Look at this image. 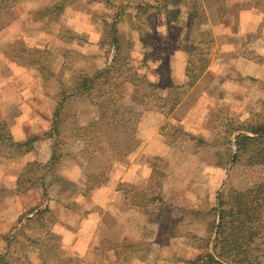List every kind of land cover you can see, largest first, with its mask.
<instances>
[{
  "label": "crops",
  "instance_id": "0c3cea01",
  "mask_svg": "<svg viewBox=\"0 0 264 264\" xmlns=\"http://www.w3.org/2000/svg\"><path fill=\"white\" fill-rule=\"evenodd\" d=\"M24 4L27 7L25 16L63 4L60 13L45 16V37L48 36L51 41L50 44L45 42V45L49 46L46 53L57 57L58 67L53 71L54 74L51 75L50 72L48 76L56 79L59 89L48 93L45 91V111L42 110L41 113L45 115V133L37 134V138L38 135L42 137L34 142L31 150L25 151L36 153L34 160L26 164L45 165L54 154H58L60 158L52 172L44 176L45 194L42 188L36 190L33 187L27 192L5 197L0 204V210L4 208L1 216L5 218L1 222L10 226L0 229V257L4 259L7 253L10 240L7 236L12 237L17 231L18 234L23 231L27 238L34 241H38L39 237V240L45 242L52 239L57 241L61 248L68 249V256L72 258L73 264H127L128 258L137 256L138 252L130 251L127 255L122 253L120 248L127 240H123L124 243L114 240L104 223L86 216L89 209L92 211L98 204H101L102 214L111 215L109 208L117 191L121 190L118 186L130 183L129 179L122 177V180H118V172L117 177L114 174L118 169L123 170L124 162H115L113 169L107 173V183L88 194L85 188L86 180L81 177L82 166L90 163L85 164L86 160H80V157L73 158L69 154L61 153L55 145L62 122L73 129L72 137L78 141L76 126L89 123L96 114L93 104L100 103L109 91L113 92L115 89V94H122L118 96L117 102L140 114L136 129L140 145L128 157L127 162L134 161L133 164L136 165L144 156L151 159L160 156L163 160L161 170L169 172L175 164L172 161L179 144L184 145L181 146L183 151L191 149L187 141H169L170 133L166 131L167 124L178 129L180 125L174 122L173 118L183 108L187 109L188 105L193 104L190 107L192 111L199 101L211 98L217 91H221L219 103H222L224 90L244 85L260 89L258 92L261 95L253 106H246L248 115L245 120L250 118L251 114L259 113V108L264 105V2L29 0ZM177 31L179 33L175 35L174 32ZM110 39L117 43V51L114 46L108 44ZM200 48L202 52L196 54ZM206 48L211 50L205 51ZM203 58H209V62H203ZM119 61H123L126 70L116 71L115 77L111 78L109 74L113 73ZM79 72H85L90 78L86 95L72 93L75 91ZM48 76H45V80ZM64 89L68 90V97L57 111L59 97ZM229 100L228 118L242 120L236 114V100ZM171 108L174 109L170 113ZM29 111L21 113L16 119L23 121L16 126L21 134V137L17 138L19 140H23L26 135L36 134L37 128L43 127H34L36 112ZM37 117L42 120L38 115ZM11 134L16 137V131L12 130ZM162 135L164 136L161 137ZM108 146L107 143L99 145L97 154L105 151L104 148ZM141 154L144 155L139 158ZM113 156H116V153H113ZM114 161L117 160L114 158ZM22 168L17 172L16 179L22 174ZM157 168V165H153L152 169L147 168L145 172L151 170L155 173ZM190 170L194 172L197 169ZM106 185L108 193L105 200H97L95 196L103 193ZM183 185L185 184L180 181L164 179L162 200L153 206L169 202L168 186L177 190ZM29 209L34 212L27 213ZM44 209H47V212L44 213ZM181 209L179 208L180 211ZM175 210L170 208L167 211L171 221L163 228L164 231L187 232L190 226L180 228L179 223L173 221L170 211ZM43 214L45 223H41V220L38 222L37 219H42ZM183 218L186 219L187 215ZM27 227L29 229L26 231ZM35 232H38V235L34 234ZM176 238L174 236L173 239ZM171 239H168L169 243ZM153 240L161 244L159 248L165 246L163 238L157 236ZM137 248H140V245ZM30 253L35 254L33 251ZM164 253L165 251H162L159 257L149 255L154 256L159 264L189 263L177 255L174 262L169 257L171 252L168 255H163ZM26 254L28 256L29 253Z\"/></svg>",
  "mask_w": 264,
  "mask_h": 264
},
{
  "label": "rangeland",
  "instance_id": "374dc122",
  "mask_svg": "<svg viewBox=\"0 0 264 264\" xmlns=\"http://www.w3.org/2000/svg\"><path fill=\"white\" fill-rule=\"evenodd\" d=\"M26 1L29 0L20 1L10 11L0 16V121L8 125V132L12 139L16 142L21 141L20 143L25 138H35L37 134L45 133V115L41 114L43 113L42 110L45 111V91L48 93L59 89L56 79L48 76L50 72L51 75L54 74L53 71L57 70L58 67L56 66L57 57L48 55L49 52L46 53L51 41L48 36L45 37V18L35 15L44 9L25 16L27 7L24 3ZM256 2L261 4L264 0H256ZM41 32L43 33L41 34ZM174 33L176 35L179 32ZM45 42L48 44L45 45ZM209 49L211 50V48H206L205 51ZM199 51L202 52V49H198L196 54ZM205 61L208 63L209 58H203V62ZM122 62L119 61L113 73L109 74L111 78L115 77L116 71L123 72L124 69L126 70V66ZM45 74L48 76L47 80H45ZM259 90L249 88L247 85L230 87V89L223 91L224 100L222 103H219L221 91H217L212 94L211 98H206L203 102L199 101L194 110H190L191 105H193L191 104L188 105L187 109L183 108L178 112L173 118V121L180 125L178 129L171 127L170 124L166 126V131L170 133L169 141L174 139L175 143L187 141L191 149L183 151L181 146L184 145L179 144L175 154L177 159L174 156L172 161L175 163L171 167V170L174 169L170 170L172 173L161 170L163 160L160 156L151 159L147 156L142 157L144 154L140 155L139 158H142L136 165L133 164L134 161L127 162L125 160L123 161V170L115 171V177H117L118 172V180L121 177L122 179H129L130 183L127 185L134 186L137 190L146 189L152 180L163 183L164 179L165 181L170 179L172 182L180 181L185 184L177 190L168 186L169 202L151 205L146 212L130 207L133 199H127L122 190L117 191L115 200L109 208L111 215L102 214L101 204L94 206L92 211L89 209L90 211L86 216L96 222L104 223L110 237L121 243L125 242L123 240H127L125 246L120 248L122 253L127 255V252L130 251L138 252L137 256L128 258L127 264H159L154 256L159 257L162 251H165L163 255H168L171 252L169 257L174 262L176 260L175 255H177L190 264V261H196L212 251V240L220 222V209L218 207L220 197L231 203L235 194L252 193L256 185L264 179V154H248L240 161L235 162L237 153L235 136L238 133H234V130L238 127H246L248 130L251 127H256L259 128V131L262 129L260 127L264 123V105L259 108V113L251 114V117L245 120L248 115L245 110L246 106H253L261 98ZM113 92L112 100L120 105V102L117 101H119L118 96L122 94L118 93L119 95H117V93L115 94L116 91ZM231 98L236 100V114L242 120L228 118L227 110L230 108L228 101ZM29 110L36 112L34 127H43L37 128L36 134L26 135L23 140H19L17 138L21 137V134L16 126L23 121L16 119L21 113H29ZM12 130L16 131V137L11 134ZM59 133L55 138L58 151L60 150L65 155L69 154L73 158L80 157L82 158L80 160H83L84 158L80 154L82 144L72 137L73 129L69 125H63L62 122ZM41 137L38 135V138ZM107 145L109 146L104 148L105 151H101L100 154L96 153L92 163L85 162V164L90 163V165L82 166V180H86L87 175L100 172L101 170H97L98 165H103L107 173L113 169L118 160L117 156H113V153H116L113 147H110V143ZM33 146L34 143L30 144L28 148L21 149L19 144H15L10 149L6 147L0 149V204L4 201V195L7 194V191L15 188L16 176L20 167L22 168L26 163L34 160L35 151L25 152L31 150ZM262 147L264 151V144ZM114 158L117 161H114ZM153 165L159 167L156 171L154 170L155 173L151 170L145 172L147 168L152 169ZM190 168L197 170L193 172ZM32 174L33 178L30 179L38 180L41 170L34 169ZM44 187L45 185L34 186L36 190L42 188L45 194ZM106 189L107 185L104 187L103 193H98L95 198L100 201L105 200L108 193ZM170 208L176 209L170 211V215L176 224L179 223L180 228L190 226L187 232L184 230L178 232L164 231L163 228L168 226V222L171 221L167 213ZM179 208H182V211ZM3 209L0 210V222L5 220L1 216ZM75 210L80 212L78 209ZM228 211L234 214L237 209L228 207ZM31 212L34 211L29 209L27 213ZM184 215H187L186 219L183 218ZM41 217L42 219H37L38 222L41 220V223H45V214ZM243 217L249 222L264 227V216L258 204H254L245 211ZM167 218L169 221L166 222ZM3 221L2 224L0 223V229L5 226L6 229L10 227ZM28 225L32 226L30 223ZM28 229L29 227L26 228V231ZM18 233L19 231L12 237L7 236L10 240L7 253L3 259L6 264H26L28 261L31 264H41L37 252H35L37 250L36 243L41 251H45V244L53 243L60 251L62 250L68 255V249L61 248L58 242L53 241V239L45 242V240H39L41 239L39 237L37 238L38 241H34L27 238L23 231ZM34 234L38 235V232ZM157 236L163 238L164 247L159 248L160 243L154 242L153 239ZM174 236L177 238L173 239ZM166 238L169 240L172 238L170 243ZM1 242L2 238L0 237V250ZM139 245L140 248H137ZM32 251L35 252L34 255L30 253ZM26 252L31 256L29 257V254L27 256ZM0 264L3 263L0 262Z\"/></svg>",
  "mask_w": 264,
  "mask_h": 264
},
{
  "label": "trees",
  "instance_id": "16d2710c",
  "mask_svg": "<svg viewBox=\"0 0 264 264\" xmlns=\"http://www.w3.org/2000/svg\"><path fill=\"white\" fill-rule=\"evenodd\" d=\"M22 0H0V16L10 11L17 3ZM63 4L54 5L51 8L44 9L35 15L45 16L52 13H60ZM108 44L118 50L115 40L110 39ZM90 78L85 72L77 74V83L75 92L88 93ZM112 91L100 103L94 105L95 117L85 125H77V142L82 144L80 154L86 162H93L94 156L98 152V147L102 143H110L116 152L117 160L123 162L133 154L140 141L136 136L137 125L140 121V114L131 108L115 103L112 98ZM68 97V90L64 89L57 107L60 110L64 100ZM175 106V105H174ZM173 107V106H172ZM174 108H171V113ZM264 119V117H263ZM259 128L251 127L248 130L246 127H238L234 133L235 146L237 148L235 162L240 161L245 155L257 154L262 155V145L264 144V123ZM35 138H25L22 143L12 139L8 132V125L0 121V149L6 147L12 148L15 144H19L21 148H28L30 144L37 142ZM60 158L58 154L49 160L45 165L39 163H29L22 169L20 175L15 181V188L7 191L4 198L11 195H18L27 192L34 186L44 185V176L52 172L57 160ZM34 169L41 170V175L38 180H31ZM97 170L86 176V192L91 193L97 188L105 185L108 181L106 169L103 165H98ZM119 189L126 193L127 199H133L130 204L143 212L148 210V207L161 201L162 182L152 180L146 189L137 190L136 187L127 184H120ZM134 190H137L134 192ZM1 200V199H0ZM254 204H258L264 216V179L260 181L252 193L235 194L231 203L223 197L219 199L220 222L216 227V233L212 240L211 252L203 255L196 261H191L190 264H264V227L247 221L243 214ZM228 207L237 209L233 214L228 211ZM241 211V212H240ZM44 213L47 209H44ZM240 212V213H237ZM35 252L41 264H73V260L53 243L45 244V251L39 250L36 243ZM209 248V247H208ZM0 262L6 264L3 258L0 257ZM26 264H31L29 261Z\"/></svg>",
  "mask_w": 264,
  "mask_h": 264
}]
</instances>
